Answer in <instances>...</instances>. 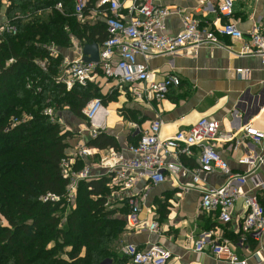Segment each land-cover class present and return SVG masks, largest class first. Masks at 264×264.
I'll use <instances>...</instances> for the list:
<instances>
[{
    "label": "built area",
    "instance_id": "1",
    "mask_svg": "<svg viewBox=\"0 0 264 264\" xmlns=\"http://www.w3.org/2000/svg\"><path fill=\"white\" fill-rule=\"evenodd\" d=\"M168 1L71 0L70 14L81 24L94 26L104 23L106 36L93 41H88L86 37L80 39L71 36L72 45L67 49L55 42L43 43L49 56L57 58L62 54L55 81L71 90L75 84L86 86L94 83L101 87L104 79L106 84L113 82L111 88L128 89L136 99L162 101L172 87L181 85V78L172 72L158 78L150 66V60L155 57L171 56L170 65L173 66L175 56L194 57L201 47L222 46V37H228L245 41L240 54L258 55L264 62V23H255L252 29L243 31L238 23L230 20L234 13V0H223L219 4V17L215 20L204 18L201 11L192 12L169 5ZM7 6L5 4L0 10V36L18 32L17 25L7 16ZM52 9L69 14L65 10L64 1L58 0L53 7L39 9L36 15L43 16ZM172 14H178L182 19V29L176 34L166 31L167 19ZM224 17L228 20H224ZM96 37L100 38V34H96ZM94 41L98 42L99 60L86 61L83 46ZM34 62L43 71H49V58L36 57ZM237 72L242 75L244 70L238 69ZM28 86L31 87L32 83H28ZM101 110L109 112L101 97L92 98L83 109L91 125V139L105 127V122L99 125L100 122L95 120ZM45 113L52 121H59L63 125L52 107L47 108ZM161 125L160 119L153 120L148 128L143 129L137 125L141 133L139 142L128 147L133 156L125 157L116 151L110 152L109 156L101 157L100 165L104 168L102 173H95L93 166L87 163L78 169L73 168L77 160L94 156L96 152L87 143H81L78 151L74 155L68 154L70 157L62 162L63 175L69 179L68 201L75 198L80 181L107 176L110 178L108 185L111 191L105 206L113 208L127 203L130 208L127 215L129 226L158 232V221L147 223L141 218V201L133 191L141 179L146 178L152 185H157L170 175H191L190 185L193 186L200 185L206 174L220 171L227 175L226 181L220 186L201 189V211L215 213L222 223L228 224L233 220V209L237 201L243 199L246 213L238 220L235 232L239 234V239L235 245L248 249L246 238L251 236L262 243L264 249V195L245 189L249 179L255 180L256 188L264 189V181L258 175V170L264 163V154L255 150V146L264 139V131L254 126L251 119H243L239 130L222 132L217 119L204 116L188 129H180L172 137L161 138ZM239 134L241 135L238 136ZM219 139L235 141V148H246L245 154L237 161L245 166L244 171L232 169L229 161L217 148ZM194 147H198L200 151L199 165L188 169L179 160L181 155H192ZM147 189L148 187L144 188ZM49 198L60 199L55 194L45 197L46 200ZM123 251L128 257L126 264H168L173 258L172 251L160 243H151L147 247L126 243ZM195 251L209 252L217 259L231 264H249L247 258L237 255L231 239L223 233L212 237L211 241H207L205 237L197 239Z\"/></svg>",
    "mask_w": 264,
    "mask_h": 264
},
{
    "label": "trees",
    "instance_id": "2",
    "mask_svg": "<svg viewBox=\"0 0 264 264\" xmlns=\"http://www.w3.org/2000/svg\"><path fill=\"white\" fill-rule=\"evenodd\" d=\"M7 1V16L18 32L0 36V264H126L128 257L114 244L120 243L127 227V212L105 206L109 177L80 181L75 207L65 220L60 217L69 202V179L63 175L62 162L70 157L66 150L72 132L45 113L52 107L59 119L67 109L83 117L92 98L115 100L94 83L75 84L68 90L56 82L62 54L53 58L42 46L55 42L67 49L71 36L100 40L106 36L104 23H79L70 14L71 0H62L69 14L52 9L43 16L37 11L58 0ZM4 3L0 0V10ZM36 57L50 59L49 71L35 64ZM22 113L30 117L25 119ZM88 144L117 147L116 139L103 132ZM83 165L77 160L73 168ZM49 194L60 199L46 200Z\"/></svg>",
    "mask_w": 264,
    "mask_h": 264
},
{
    "label": "crops",
    "instance_id": "3",
    "mask_svg": "<svg viewBox=\"0 0 264 264\" xmlns=\"http://www.w3.org/2000/svg\"><path fill=\"white\" fill-rule=\"evenodd\" d=\"M222 1L169 0L167 3L192 12L201 11L204 18L215 20L219 17L218 6ZM224 20L228 18L224 17ZM230 20L238 23L243 31L252 29L255 23H264V0H234V13ZM181 29V17L178 14L169 16L166 31L176 34ZM222 42V46L201 47L194 57L177 55L173 66L170 65L171 56L151 59L150 66L158 78L167 73H176L181 78V85L172 87L162 101L140 100L125 94H119L116 100L104 101L109 112L104 118L105 127L101 133L113 136L117 147L100 149L91 146L96 151L95 155L84 159V164H91L95 173H102L104 168L100 165L101 157L109 156L110 152L116 151L125 157H132L133 153L128 147L139 142L141 133L137 125L143 129L148 128L155 119L162 122L161 138L172 137L180 129H188L204 116L217 119L222 132L239 130L243 119H251L254 126L264 131L263 58L240 54L245 44L243 40L222 37ZM238 69L244 70L242 75H239ZM102 81L100 89L103 95L112 93V83L104 85L105 80ZM70 112L65 110L59 113L63 126L69 129L66 123L70 119L73 125L76 123L84 128L80 123L81 117L74 115L71 118L68 115ZM90 140V136H87L88 146ZM234 145L235 141H217L218 150L229 161L232 169L242 172L245 166L237 161L245 154L246 148H235ZM72 150L74 149L69 147L67 154H74ZM255 150L264 154V139L255 146ZM199 155V148L194 147L192 155H181L179 161L186 168L194 169L199 165ZM258 175L264 181V163L259 168ZM226 178L225 173L215 171L206 174L200 185L193 186L190 185L191 175H170L157 185H152L146 178L141 179L133 188L141 201V218L147 223L158 221L159 231L150 232L144 227H131L127 222V227L120 236V243H135L139 247L160 243L173 253L168 264H231L217 259L209 252L195 251L197 239L205 237L207 241H211L212 237L223 233L231 239L233 250L240 258H247L249 264H264V249L259 241L247 236L248 249L235 245L239 239V234L235 232L238 220L246 213L243 199L237 201L233 209V220L228 224L222 223L217 214L200 209L201 189L220 186L225 183ZM254 183L255 180L249 179L245 189L264 195V189L256 188ZM145 187L148 189L144 190ZM116 208L126 210L124 217L127 219L129 205L125 203Z\"/></svg>",
    "mask_w": 264,
    "mask_h": 264
},
{
    "label": "rangeland",
    "instance_id": "4",
    "mask_svg": "<svg viewBox=\"0 0 264 264\" xmlns=\"http://www.w3.org/2000/svg\"><path fill=\"white\" fill-rule=\"evenodd\" d=\"M5 3L4 4H8V1L6 2V0H3ZM21 15H25L24 13H21ZM113 84V82H112ZM104 85H105V82H104ZM101 91V89H100ZM112 93H109V94H112L115 98V100L117 99V96L119 94H125L129 97H132L130 92H128V89H122L120 87H114L112 88ZM101 93L103 94V92L101 91ZM107 94V95H109ZM106 96V95H105ZM104 98V97H103ZM104 101H106V99L104 98ZM68 111V110H66ZM69 116L72 117H75L74 114H72L71 112L68 113ZM22 116L23 118H28L30 117L29 114H25V113H22ZM65 117L68 118L67 115H65ZM14 121L15 123L16 122H19L18 121V118L14 117ZM72 121H70V119L68 120L67 119V127L69 128V130L72 132L71 134V137L68 139L69 141V147L73 148L74 150H72V153H76L80 147V144L83 143V144H86V140H87V136H89V133H87L89 131V126L91 128V125H90V122H89V118L84 114L83 117L80 118V123L83 124V127L84 128H81L79 125H77L76 123L73 125L72 123H70ZM64 127V126H63ZM65 128V127H64ZM87 134V136H86ZM67 151V150H66ZM74 155V154H72ZM77 195V193H76ZM76 205V200L75 198H73L72 200H69L68 204L62 208V210L59 212V215L60 217L65 220V218L67 217V215L71 212V210L75 207ZM4 224H6L5 221H3ZM115 248L124 255V245H122L121 243L119 242H115L114 244Z\"/></svg>",
    "mask_w": 264,
    "mask_h": 264
},
{
    "label": "water",
    "instance_id": "5",
    "mask_svg": "<svg viewBox=\"0 0 264 264\" xmlns=\"http://www.w3.org/2000/svg\"><path fill=\"white\" fill-rule=\"evenodd\" d=\"M84 60L86 61H98L99 60V48L98 42H88L83 46Z\"/></svg>",
    "mask_w": 264,
    "mask_h": 264
},
{
    "label": "bare ground",
    "instance_id": "6",
    "mask_svg": "<svg viewBox=\"0 0 264 264\" xmlns=\"http://www.w3.org/2000/svg\"><path fill=\"white\" fill-rule=\"evenodd\" d=\"M107 110H109V109H107ZM106 115H107L106 110L99 111V113L97 114V117H95L96 122L99 121L100 123H98V124L99 125L102 124V122H104V118Z\"/></svg>",
    "mask_w": 264,
    "mask_h": 264
}]
</instances>
